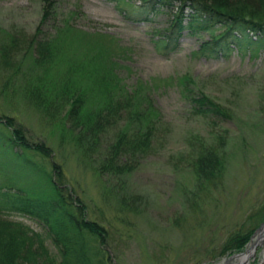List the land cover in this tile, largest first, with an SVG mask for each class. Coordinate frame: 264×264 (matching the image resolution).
I'll use <instances>...</instances> for the list:
<instances>
[{
	"label": "rangeland",
	"instance_id": "rangeland-1",
	"mask_svg": "<svg viewBox=\"0 0 264 264\" xmlns=\"http://www.w3.org/2000/svg\"><path fill=\"white\" fill-rule=\"evenodd\" d=\"M53 2L55 13L44 22L47 0H0V47L17 39L22 48L14 58L23 57L26 62V53L30 61L33 54L31 49L26 52V47L37 29H41L38 37H50L53 22H67L82 44L109 45L106 57L96 59L99 67L111 66L125 90L138 89L150 95L142 103L143 117L135 121L129 109H124L116 126L129 122L135 126L145 118H156L166 139L131 175L100 172L97 167L101 162L96 165L88 155L84 158L82 150L68 142L67 129H73L70 123L56 134V125L50 126L37 108L19 98L14 90L19 80L0 57V117L12 118L28 144H40L48 152L12 150L11 156H6L0 151V187L8 185L18 193L51 198L49 183L53 187L58 186L53 179L59 186L65 183L70 194L87 207L90 220L105 227L107 221L112 224L104 244L109 250L107 264H264V238L252 255L243 259L237 254L247 251L248 244L240 252L220 256L227 237L253 229L264 211L263 52L233 47L226 56L203 55L201 45L221 30L211 34L186 29L177 50L166 53L155 43L168 31L175 2L145 20L135 19L128 10L139 0ZM74 45L82 47L77 40ZM189 91L205 94L231 117L207 118L194 113L187 99ZM220 133L224 135L223 152L229 154L225 176L218 188L198 199L194 207V182L188 166L191 154L200 142L209 145ZM30 155L34 157L32 165L24 160ZM111 188L114 192L108 194ZM120 202L131 203L137 212L120 208ZM6 218L44 233L42 224L27 215L10 212ZM126 220L131 222L128 227ZM47 244L56 252L50 241ZM90 244L93 248L92 241Z\"/></svg>",
	"mask_w": 264,
	"mask_h": 264
},
{
	"label": "trees",
	"instance_id": "trees-1",
	"mask_svg": "<svg viewBox=\"0 0 264 264\" xmlns=\"http://www.w3.org/2000/svg\"><path fill=\"white\" fill-rule=\"evenodd\" d=\"M51 1L54 0H47L44 7V22L56 10ZM173 2L177 6L168 31L158 36L159 42L155 43L166 53L177 50L183 31L188 29L205 30L211 34L221 30L201 45L203 55L226 56L233 47H250L264 54V0H139L128 10L135 19L145 20L150 14L158 12L160 7L168 8ZM48 19L47 22H51ZM53 24L54 32L50 37H38L41 29H37L36 36L25 50L29 52L31 49L33 58L30 61L26 53V62L23 57L14 58L22 48L21 41L12 38L1 45L2 63L10 66L14 78L20 83L14 90L23 102L37 108L49 120L50 126L56 125L57 128L52 126L56 134L57 131L62 133L66 122L70 123L73 129H67L70 131L68 142L80 148L84 158L88 155L96 165L101 162L98 171L131 175L140 161L158 151L166 139L156 118H145L143 124L137 122L135 126L132 122L116 126L124 109H129L135 121L143 117L145 108L142 103L147 102L149 93L147 95L138 89L125 90L111 66L99 67L96 59L106 57L109 45L88 41L82 44L69 31L67 22L64 25ZM76 40L81 48L74 45ZM89 50L95 54L90 56L87 54ZM187 99L198 115L207 118L231 117L227 109L203 93L189 91ZM150 101L152 104L151 98ZM152 107L155 110L153 104ZM12 120L0 117V151L6 156H11L12 150L21 153L24 150L33 153L44 151L47 155V149L44 147L42 150L40 144V147L28 144L21 129ZM223 138V133L216 134L211 144L200 142L191 154L188 166L194 182V207L198 199L217 189L225 176L229 154L226 156L223 152ZM32 156L24 158L27 164L32 165ZM29 169L33 168L25 170ZM53 184L58 186L56 188L49 183L48 188L53 189L51 198L18 193L19 190L16 192L8 185L0 187V264H107L110 257L107 258L106 252L109 250L104 244L112 224L107 221L105 227L90 220L87 207L70 194L69 186L67 188L65 183L59 186L56 180ZM112 191L111 188L108 194ZM129 204L120 202V208L132 214L137 212ZM10 212L38 220L44 233L34 231L22 222L7 219L6 215ZM262 213L253 229L227 237L220 256L243 249L263 221L264 211ZM123 222L126 227L131 224L127 220ZM47 241L56 252L49 249Z\"/></svg>",
	"mask_w": 264,
	"mask_h": 264
},
{
	"label": "bare ground",
	"instance_id": "bare-ground-1",
	"mask_svg": "<svg viewBox=\"0 0 264 264\" xmlns=\"http://www.w3.org/2000/svg\"><path fill=\"white\" fill-rule=\"evenodd\" d=\"M264 238V224L262 225V227L260 228V230L255 233V235L252 237V241L250 243V246L248 247V250L244 253L243 255H240V258H245V256H250L252 255V253L254 252V247L259 245V243H261V240ZM242 258V259H243Z\"/></svg>",
	"mask_w": 264,
	"mask_h": 264
},
{
	"label": "water",
	"instance_id": "water-1",
	"mask_svg": "<svg viewBox=\"0 0 264 264\" xmlns=\"http://www.w3.org/2000/svg\"><path fill=\"white\" fill-rule=\"evenodd\" d=\"M238 255H240V254H238Z\"/></svg>",
	"mask_w": 264,
	"mask_h": 264
}]
</instances>
